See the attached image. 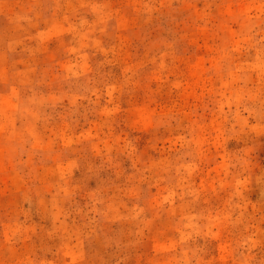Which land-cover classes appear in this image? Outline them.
<instances>
[{"label":"rangeland","instance_id":"374dc122","mask_svg":"<svg viewBox=\"0 0 264 264\" xmlns=\"http://www.w3.org/2000/svg\"><path fill=\"white\" fill-rule=\"evenodd\" d=\"M0 264H264V0H0Z\"/></svg>","mask_w":264,"mask_h":264}]
</instances>
